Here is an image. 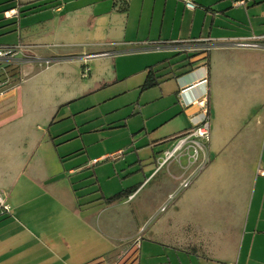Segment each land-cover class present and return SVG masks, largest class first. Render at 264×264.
Wrapping results in <instances>:
<instances>
[{"label":"crops","instance_id":"obj_1","mask_svg":"<svg viewBox=\"0 0 264 264\" xmlns=\"http://www.w3.org/2000/svg\"><path fill=\"white\" fill-rule=\"evenodd\" d=\"M239 1L196 0L189 9L182 0H0V35H17L1 44L23 42L37 55L0 97V192L11 205L0 211V264H116L131 247L139 263L142 239L200 264H264L253 254L264 238V39L258 47L230 41L264 35V0ZM200 37L213 47L191 52L174 42ZM103 52L110 54L86 60L82 76L83 55ZM119 59H129L122 75L143 72L144 89L159 87L147 101H166L153 124L172 129L148 132L136 160L119 148L74 163L85 140L61 150L52 125L72 102L117 79ZM149 74L154 84L144 87ZM205 94L207 162L200 167L185 152L161 162L169 138L201 119L196 100ZM157 144L165 147L155 151ZM111 160L116 171L128 163V185L81 193L82 171ZM136 185L112 203L101 199Z\"/></svg>","mask_w":264,"mask_h":264},{"label":"rangeland","instance_id":"obj_2","mask_svg":"<svg viewBox=\"0 0 264 264\" xmlns=\"http://www.w3.org/2000/svg\"><path fill=\"white\" fill-rule=\"evenodd\" d=\"M1 17L0 13V20ZM16 39L15 31L2 34L0 35V44L2 42H13ZM179 56H172L171 59L175 60L174 58ZM128 62L129 59H119L120 76L117 79L103 82L91 94L72 102L70 108L65 107L59 113L56 122L52 125L51 131L56 136L61 150H64L67 144L71 147H78L77 145L85 140L86 146L81 145V147H84V152L74 158V163L82 162L86 164L90 159L92 160V155L105 152L116 153L119 148L124 149V157L128 156L130 158L133 155V160H136V147H141L145 143L148 132L155 129L152 135L156 137L171 131V125L164 124L158 127L153 124L163 112L160 111V107L166 102L165 99L162 101L163 103L159 101L160 99L147 103L149 99H154L155 96L159 95V87L144 89L142 87L145 80L143 72H134L127 76L122 75L121 73L126 68L129 69ZM17 70V67L14 66L2 69L0 80L12 78L16 75ZM154 107L158 109L155 115L152 114ZM148 114L153 115L151 119L147 118ZM94 140L95 142H93ZM133 140L134 142H132ZM161 146L165 147V144L154 145L155 151L160 149ZM150 151L151 149H148L144 153ZM144 153L141 154L142 157ZM126 164L128 163L124 162V166H118V171H116L112 160L102 162L98 166L91 164L82 171L80 178L75 179L76 184L81 193H85V190L87 192L91 189H97L99 185H103L105 188H112L113 185L117 188L116 183L119 182L120 184L121 180H124L125 185H128L131 175L127 174V171L122 168L127 167ZM95 168H97L96 172H94ZM116 172H119L120 176L116 175ZM94 173L96 174L94 175ZM108 175H112L113 180L110 181ZM95 176H97V184L94 183ZM142 242L143 245L140 248L141 264H200L197 256L190 255L185 251L171 248L167 250L165 247L151 243L146 239H142ZM256 251H259L261 256L264 257V238L257 241L253 251L254 256ZM92 264H111V262L101 260ZM125 264H137V260L132 256Z\"/></svg>","mask_w":264,"mask_h":264},{"label":"built area","instance_id":"obj_3","mask_svg":"<svg viewBox=\"0 0 264 264\" xmlns=\"http://www.w3.org/2000/svg\"><path fill=\"white\" fill-rule=\"evenodd\" d=\"M185 3V6L189 9H195L198 4L196 0H182ZM240 3L244 2V0L239 1ZM7 14V13H6ZM261 39H264V35H253L249 37L243 38H231V43L236 46L242 47H258L261 45ZM175 43H185V48L191 52L198 51H208L214 45V39L211 37H200L189 39L187 42L183 41H174ZM159 47V46H157ZM101 54H110V52L103 53H90L84 54V66L82 67V76H87L90 72V67L87 63V59L91 57H95ZM37 59V55L34 53L32 46L29 44H25L23 42H17L14 44H0V71L2 69H6L9 66L17 67V73L12 78L9 79H1L0 80V97L5 96L8 92H10L14 86L16 85V81L19 79L21 75V70L23 64L35 61ZM46 63L52 62V59L47 58L44 60ZM13 81V82H12ZM202 82L208 83V75H205ZM180 93L181 103L184 106H188L193 102L185 101L182 97V92ZM196 102L201 107L202 117L199 121L193 124V129L186 133L183 136L176 138L172 141L171 146L165 149L161 155V162H165L171 158L177 157L181 152L188 153L189 158H191L194 162H199V166L202 167L207 162L206 155L204 153V146L209 141L210 138V116L208 111V100L207 95L203 96ZM190 179H185L182 182L183 187H187L190 184ZM11 209V205L6 199V194L4 192H0V211L1 212H9ZM165 209V206L162 207V210Z\"/></svg>","mask_w":264,"mask_h":264},{"label":"trees","instance_id":"obj_4","mask_svg":"<svg viewBox=\"0 0 264 264\" xmlns=\"http://www.w3.org/2000/svg\"><path fill=\"white\" fill-rule=\"evenodd\" d=\"M39 6H41V5H39ZM34 7H38V5H37V6H34ZM153 84H154V79H153L152 75L149 74V75H148V78H147V80H146V82H145V84H144V87H148V86H151V85H153ZM192 129H193V127L189 128V129H187V130H183V131H181V132H178V133L172 135V136L169 138V140L172 142V141H174L176 138H178V137H180V136H183V135H185L186 133L190 132ZM136 187H138V185H136V186H134V187H131V188L123 189V190H121V191H119V192H117V193H115V194H113V195H111V196H108V197H106V196L103 195V196L101 197V199H104V202H105V203H112V202H114V201H116V200H118V199H120V198H122V197H126V196L130 195V194L136 189ZM134 252H135V250H133V248L131 247V248L127 251V253H125V255H124V256H123V257H122V258H121L116 264H125L126 261H127L128 259H130V258L133 256ZM137 264H141V262H139V263H137Z\"/></svg>","mask_w":264,"mask_h":264}]
</instances>
